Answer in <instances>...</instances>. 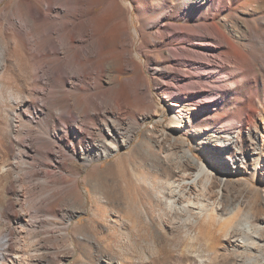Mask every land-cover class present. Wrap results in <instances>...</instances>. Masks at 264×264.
<instances>
[{
    "label": "bare ground",
    "instance_id": "bare-ground-1",
    "mask_svg": "<svg viewBox=\"0 0 264 264\" xmlns=\"http://www.w3.org/2000/svg\"><path fill=\"white\" fill-rule=\"evenodd\" d=\"M3 1L0 56L4 61L0 63V79L13 59L18 67L25 62L22 67L27 84L23 85L26 91L23 96L0 82L1 100L21 102L19 111L10 114L9 125L22 143L21 148L11 153L13 160L4 159L3 151L12 152L14 142L0 130V264H61L60 256L72 252L76 241L67 229L72 215H68L65 206L73 211L79 208L77 170H84L91 162L130 145L145 121L154 118L148 75L168 71L167 61L183 66L195 79L178 77L176 84L156 81L167 100L171 130L162 127L160 117L145 127L140 141L131 150L141 156L137 167L141 170L129 174L135 188L148 194V208L122 197L123 179H115L105 184L118 185L113 186L115 200L107 205L98 200L90 224L95 223L94 216L101 218L98 213L102 212L108 237L131 244L135 232L140 230L136 226L138 221L150 228L154 218L157 224L159 221L163 224L165 218L177 216L178 210L184 212L179 224L189 240L193 239L192 226H197L200 220L208 225L217 222L220 228L225 225L222 232L228 240L241 228L235 227L242 226L243 247L254 253L246 264H264V186L255 185L250 177L254 170L264 175V125L263 129L252 128L258 107L256 96L246 88L255 85V69L260 66L254 61L253 49L264 43L252 37L253 28L246 20L241 26L222 16L255 0L175 3V0H0V3ZM101 4L102 8L97 9ZM207 10H212V14L208 15ZM135 22L140 23L134 29L135 35L142 38L139 53H147L148 47L153 49V56L148 55L146 63L133 56L135 40L130 27ZM1 32H6L9 41L2 39ZM158 37L179 51L164 50ZM184 43L192 47L182 46ZM10 45L19 49L23 58L12 52V59H8ZM202 52L216 53L224 62L202 63L203 60L197 61L192 55ZM118 59L123 73L136 70L139 73L120 78ZM261 85L264 86L262 81ZM207 86L211 89H206ZM214 89L224 101L208 118L231 114L232 118L241 119L239 126L233 120H225L211 129L195 128L194 110L209 101ZM241 89L244 92L239 94ZM228 103H238V107L232 109ZM205 121V117L198 120ZM189 144L204 159L195 156ZM123 156L124 153L118 155L114 161L121 162ZM24 157L30 161L23 169L18 160ZM101 169L95 163L91 172L98 173ZM233 173L243 176L232 178ZM24 177L25 184L21 183ZM247 192L251 197L246 198ZM232 198L238 200L237 204L226 208L225 202ZM158 204L161 211L151 218L148 212H153ZM237 212H244V222L232 221ZM47 223L52 225L50 230L45 228ZM158 233L156 230L154 239ZM149 246L151 253L146 254L145 248L139 251L143 261L157 253L154 241ZM215 247L213 254L217 252ZM248 252L241 251L240 255ZM210 255L206 258L209 261ZM103 262L116 264L108 253L103 254ZM183 262L184 259L176 264ZM207 262L198 259L187 264L210 263ZM149 263L156 264L155 259Z\"/></svg>",
    "mask_w": 264,
    "mask_h": 264
},
{
    "label": "rangeland",
    "instance_id": "rangeland-1",
    "mask_svg": "<svg viewBox=\"0 0 264 264\" xmlns=\"http://www.w3.org/2000/svg\"><path fill=\"white\" fill-rule=\"evenodd\" d=\"M129 1L130 0H127V2ZM238 1L244 2L241 0H238ZM175 2L177 1L175 0L173 3ZM4 4H5V1L0 3V9ZM249 4L245 5L244 7L237 6L235 7L236 8L235 10L224 12L222 16L224 18H227V20H229L230 22L240 24L241 26L244 25L243 21L246 20L247 23H249L250 27L253 28L252 37L256 41H260L264 43V0H255V1L250 2ZM102 6L103 5L101 4L99 7H97V9L102 8ZM211 11L212 10H207V14L208 15L212 14ZM139 24H140L139 22H135V24H133L130 27L131 32L134 36V40H135L134 45H133V56L134 57L136 56L135 58H137L138 56L139 60L146 63L147 56L148 55L153 56V52H152L153 49L148 47L147 53L145 54L139 53L138 49H140V47L142 46L141 44L142 38L136 36L134 32V29L139 28ZM152 30L155 31L156 29H152ZM142 31L144 33L147 32L144 29H142ZM1 34H2V39H4L5 41H9V38L6 36L7 35L6 32H1ZM159 38L160 37L157 38L158 39L157 41L160 45H162L164 50L166 49L168 50V48H170V50L172 51H179L176 49L175 45L166 44V40L164 38H160V40ZM181 45L184 47L187 46L188 48L192 47L191 44H187V43H184ZM9 51L10 52L8 53V59H12V52L15 56L19 54H20L19 56H21V53H20L21 51L11 45L9 46ZM183 52L185 54L186 53L189 54V52L186 51L185 49H183ZM183 52L182 54L185 56ZM253 53L256 56V59L254 61L256 63H260V66L257 69H255L257 73L255 85L251 84L247 86L246 88L248 90H251V93H253L256 96V105L258 107V112L255 116L256 123L252 125V128H255L256 126H260V128L263 129V125H264L263 123L264 122V110L263 109L264 108L262 107L264 106V86L261 85V81L264 83V44L261 47L254 48ZM215 54L214 55L204 54V52H202L200 54L193 53L192 55H194L193 56L194 58H198L197 61L202 62L203 60L202 63H207V61L209 62L211 60H212L211 61L212 63L209 62V64L210 63L213 64L216 62H224V59H222L223 58L222 56L218 54L215 55ZM202 57H205L207 60L205 58L202 59ZM21 58L23 57L21 56ZM1 61H4L3 56H0V63ZM24 63H22V66L23 65L25 66ZM117 65H118L119 71L122 72L119 75L120 78H124L127 76H133L139 73L138 70H136L135 73L134 72L123 73L124 70L121 68L120 59H118ZM22 66L18 67V65L14 62L13 59L10 60V63H8L9 69L7 68L8 70L5 72L4 76L0 79V82L3 84V87L11 89L13 91H18L24 96L26 94V91L23 85L27 84V82H25L27 81V78L24 73L25 71L23 69L24 67ZM166 66H169L167 68L168 71L164 72L162 75H151V74L148 75L150 79V91H151V97L153 101L152 111L153 113L156 112L154 114V118L147 119L145 121V123L140 128V130H138V135L130 142V145L123 146L120 150L112 153L109 156H105L98 161L91 162L88 166L84 168V170H77L79 172V186H80L81 193L80 195L76 196V206L79 207L80 209L77 208V211H73L72 209H70L69 206H65L67 207L65 208V210L68 211V215L69 214L72 215L71 220H70L71 222L67 226V229L69 230L72 236V239L76 242H75V247L72 250V252L70 253L68 252V254L66 253V255L60 256L61 264H105V262H103L104 253H108L112 255L115 258L116 264H150L149 261L154 260V259H155L156 264H161V263L162 264H170V263L176 264L182 259H184L183 264L197 262L198 259L206 260V262L208 261L207 263L210 262L209 264H246L248 259L254 256L253 252H248L247 249L243 247V242H241V232H240L241 229L243 228L242 226L237 225V227H235L236 229L238 227H241V228L240 229L238 228V230L234 232L235 235L230 237L231 239L228 240L227 237H224L223 232H222L225 225L220 228L217 222H214V223L212 222L211 224L208 225L204 223L202 220H200L197 226H192L191 233L193 235V239L189 240V238L186 239L187 237L184 236L183 230L181 229L182 227L179 224L180 222L179 218L184 217L183 216L184 212L177 210L178 215L175 217L165 218L166 222L163 223L164 225L160 221L158 222L160 224L156 223L157 220H155L154 218L156 215V212L161 211V206L159 204L154 206L155 209L153 208V212L151 213L150 211L148 212L151 218H154L153 219L154 222L151 225L152 227L149 228L145 226L143 222L142 223H140L139 221L137 222L136 226L140 227L138 228L140 230H137L135 232L136 236L133 237L131 244L130 242L128 244V242L126 241L123 242V241L115 240L114 238H111L110 236L108 237L109 232L105 229L106 220L103 219V215L101 214L102 212L98 213V215L101 218L99 217L97 218L94 216L95 223H93V225L90 224L92 215L96 211L95 207L97 206L99 202L98 200L102 201L104 205H107L111 200H115L113 186H118V185L113 183L111 186H106V185H109V183L115 179H119V180L121 178L123 179L122 184H121L122 189L120 188V191H121L120 194L122 195V197H125L127 200L130 199L131 202L139 201L137 204L143 206L144 208H148L147 207L148 202H149V199L147 200L148 194L145 195L146 193L145 191L135 188V186L133 185L129 177L130 176L129 174H131V171H134V173L136 174V173H139V171L141 170L140 168H137L139 167V161L141 160V156L137 155L136 152H133L131 150H133L135 148L136 143L140 141L141 136L143 134L142 131L145 129V127L151 126L152 123L156 119H158V117H160L161 119H163L162 127L168 131L171 130V128L168 127L170 110H168L167 100L164 99L161 93L159 92V86L158 84H156V81L158 83H164V84L168 82L172 83L173 81V83L176 84L178 77H181L182 79L185 78L188 80L195 79V77L190 76L189 73H187L183 69V66L177 63H173L172 61L171 62L167 61ZM216 71H218V69H216ZM146 74H148V72ZM207 88H210V87L207 86L206 89ZM238 92L239 94H242L244 92V89H241ZM192 94L196 98L197 96L196 92ZM208 98H209V101L205 103L203 102L197 111L194 110V115H193L194 121H197L196 127H195L196 129H200V128H201L200 130L211 129L212 126L220 123V121H225V120H227L228 122L233 120L236 126L240 125L241 119L240 118L234 119L232 118L231 114L229 115V114L223 113L224 116L222 117L214 116V118L209 117L210 118L209 119L208 116L209 115L211 116V114L220 106V104L224 101V97L219 91L214 89L212 90L210 97L208 96ZM228 104L232 109H236L238 107V103H236L237 105L235 103L233 104L228 103ZM20 105H21V102H18L17 104H12L8 100V98H6L5 100L0 99V130L2 132H6L5 137L10 138L14 142V147H13L12 152L11 151L8 152L6 150L3 151L4 159L6 158H8L9 160L12 159L11 153H13V151H15L16 149L22 147V143L20 142L18 138L14 136L11 126L9 125L11 123L10 117L13 115V112L19 111ZM11 113L12 115H10ZM204 117L206 121L203 123H199L198 120H201V118H204ZM45 123L46 122L44 121L42 125L45 126ZM236 130L237 129H235V131ZM182 137L186 138L187 140L189 139L188 137H185V136H182ZM189 148L192 150V153L195 156H197L201 160L204 159V157L199 153V151L192 144H189ZM123 153H124V156L122 158V161L116 163L114 159L116 160L117 156L120 154L122 155ZM128 153L129 155H127ZM29 161H30L29 158L24 157L23 159L18 160V166L24 169L25 167H27V163ZM111 162L112 163L114 162V163L112 164ZM95 163H99L100 167L102 168L100 172L98 173L91 172L92 167L95 165ZM71 171H74V169H72ZM100 173H103V174H100ZM250 175L255 185H260L261 187L264 186V183H261L263 181L264 175H261L260 173L255 172V170L254 172H251ZM242 176H243L242 174L233 173L231 177L239 178ZM245 176L247 177V175ZM21 180H22L21 183L25 184L26 178L25 177L21 178ZM124 183L126 185H124ZM102 184H104V186ZM61 193L63 194L65 193V191L63 190L61 191ZM246 195H248L246 196V198L251 197V194H249L248 192ZM237 202L238 200L234 198L226 201L225 202L226 208L234 207L237 204ZM238 213L240 212L236 213V215L232 218V221H234L235 219V220H240L244 222L245 221V218L243 216L244 212L240 213V215H238ZM41 214L42 216L45 215L44 217H48L46 216V213H41ZM63 216H66V214H63ZM194 218L197 219L198 216L194 215ZM56 221L63 222L64 219H57ZM153 227H156L155 232H154V229H152ZM45 228L46 230H50L52 228V225L47 223ZM156 230H159L160 233H158V235L156 236L157 238L154 239V236L156 235L155 234ZM253 236L256 237V235H253ZM151 240L155 242L154 250H157V253L150 256L149 260L143 261L140 259L139 251L142 248H145L144 251L146 254L151 253L150 251H153L151 247L149 246ZM119 242L123 244H120ZM217 243H218V246H217ZM59 244L62 245V249H63L64 248L63 244L61 243ZM214 244L216 245V247L214 248V251H217V252L213 254L212 248L213 246H215ZM241 251H245L248 253H244L240 255ZM210 253H211L210 257L212 259H210L209 261L206 258L209 257L208 255ZM215 254L217 255L215 256ZM162 261L163 262L166 261V262L163 263Z\"/></svg>",
    "mask_w": 264,
    "mask_h": 264
}]
</instances>
